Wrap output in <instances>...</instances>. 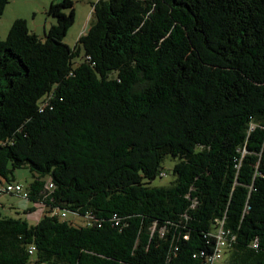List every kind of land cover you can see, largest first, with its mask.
<instances>
[{"label": "trees", "instance_id": "16d2710c", "mask_svg": "<svg viewBox=\"0 0 264 264\" xmlns=\"http://www.w3.org/2000/svg\"><path fill=\"white\" fill-rule=\"evenodd\" d=\"M47 14L0 39V183L44 210L0 218V264H206L220 228L264 264V0H99L74 48V1Z\"/></svg>", "mask_w": 264, "mask_h": 264}, {"label": "rangeland", "instance_id": "374dc122", "mask_svg": "<svg viewBox=\"0 0 264 264\" xmlns=\"http://www.w3.org/2000/svg\"><path fill=\"white\" fill-rule=\"evenodd\" d=\"M62 1V0H57ZM74 1V24L68 30L64 37V42L71 48H74L81 35L86 33L89 28L91 20V14L93 12V5L99 0H73ZM45 4V6L43 5ZM47 0H10L6 6L4 13L0 20V39L5 40L8 31L11 27L12 20L16 17L27 20V25L30 31L34 32L40 37H44L45 32L52 26L51 21L55 19L47 14L48 9ZM66 13H69L67 10ZM82 58H76L74 62L77 64ZM176 161L171 158H167L162 167L163 174L161 178L158 177L153 181V186H167L173 180L172 168ZM14 183H19L24 190H27L28 186L33 181V176L27 168L17 169L13 173ZM35 207L36 210L25 213V209ZM38 204L31 202L29 199L12 195L3 194L0 196V218L1 217H13L25 219L30 225L36 224L43 216L44 210L41 209ZM68 220L72 221L76 226H84L90 223V219L87 217H79L69 214ZM216 264H226V256Z\"/></svg>", "mask_w": 264, "mask_h": 264}, {"label": "built area", "instance_id": "2783aa9c", "mask_svg": "<svg viewBox=\"0 0 264 264\" xmlns=\"http://www.w3.org/2000/svg\"><path fill=\"white\" fill-rule=\"evenodd\" d=\"M49 187L52 188L53 186L50 184ZM6 193L21 196L24 198L28 197V190H24V188L19 183H0V196ZM59 215L63 219L66 217L65 212ZM225 234L226 232L222 228L217 230L216 251L211 257L207 259L206 264H216L218 261L222 260L224 251L228 246V240H226Z\"/></svg>", "mask_w": 264, "mask_h": 264}, {"label": "crops", "instance_id": "0c3cea01", "mask_svg": "<svg viewBox=\"0 0 264 264\" xmlns=\"http://www.w3.org/2000/svg\"><path fill=\"white\" fill-rule=\"evenodd\" d=\"M52 1H54V0H47V2H48V6L52 3ZM55 1H57V0H55ZM57 2H59V1H57ZM43 5L45 6V4H43ZM45 7H46V6H45ZM17 19H21V18H20V17H16V18H14V19L12 20V23H13L15 20H17ZM24 20H26V19H24ZM26 21H27V20H26ZM12 23H11V24H12ZM50 24L53 25V24H54V20H52ZM39 207H40V206H39ZM39 207H38V208H39ZM29 208H30V207H29ZM29 208L25 209V211L28 210ZM31 208H32V207H31ZM40 208H41V207H40ZM41 209H43V208H41Z\"/></svg>", "mask_w": 264, "mask_h": 264}]
</instances>
